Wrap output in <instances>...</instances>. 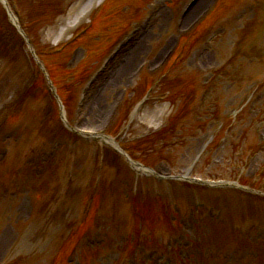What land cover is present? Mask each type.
Segmentation results:
<instances>
[{
  "label": "rangeland",
  "instance_id": "1",
  "mask_svg": "<svg viewBox=\"0 0 264 264\" xmlns=\"http://www.w3.org/2000/svg\"><path fill=\"white\" fill-rule=\"evenodd\" d=\"M16 1L26 28L34 38L36 47L43 51L63 97L69 95L72 101L83 76L94 68L95 62L118 32L125 28L126 23L130 27L142 14L149 16V25L139 37V34L136 35V43L129 49L144 46L145 50L140 57L131 67L124 69L128 55L126 61L121 60L122 62L119 56L114 63L116 71L111 66L112 70H107L110 73L100 77L90 91L89 103L99 104L102 98L105 101L102 104V119L97 120L98 122L89 121L93 114L90 106H87L88 112L87 109L84 110L73 120L85 130L108 129L114 137L122 135L123 143L128 144L136 159L145 166H154L162 174L190 169L195 155L206 147L201 164L193 171L194 175L220 179L249 176L258 186L264 184V150L252 157L245 152V141L242 148L236 147L237 150L233 152L228 150L226 144L231 142L228 139L240 137L244 129L264 140V110L260 108L264 107V87L229 131V125L226 124L241 101L248 99L251 87L256 83L255 77H262L264 74V62L255 65V59H248L250 56H247L253 52L259 55V46L264 49V23L256 28L251 37L252 50L247 48L250 39L245 37L246 40L241 41V51L245 56L233 61V67L228 70L227 75L218 74L215 77L217 86L208 89L205 87L199 93L188 116L183 120L180 115L172 130L166 133L165 139L160 140L153 133L159 125L173 117L172 114L177 112L182 103L181 100L170 103L161 99L172 96L178 90L184 91L188 79L205 85L203 82L212 77L215 69L230 56V44L232 51L234 41V47L238 46L237 38L240 34L236 33L244 20L253 14L251 0H242L236 6L237 0H204L186 20L180 32L176 31L173 23L174 10L183 0H107L94 11L97 18L93 20L94 25L89 34L71 46L63 44L68 39V34L70 37L86 21L69 28L66 33L62 32L61 36L57 31L65 21L62 13L72 8L74 10L75 3L79 0ZM257 1L261 7L264 6V0ZM71 3L73 4L69 8ZM209 10L211 14L207 17ZM220 13H224L222 21L215 22L212 27L210 19L218 20ZM205 15L206 20L202 26L192 31L191 28ZM109 23L113 26L108 29L106 26L109 27ZM4 24L0 8V41L7 43L5 47L0 44V122L9 113L10 107L12 112L8 123L0 128V264H63L62 260L66 264H80L77 255L68 256L73 245H76L75 250L80 252V256L81 248L88 251L89 264H111V258H117L119 242L126 241L129 237L124 238L127 230L122 226L119 212L124 206L131 205L128 200L133 199L130 196L133 191H137L138 206L150 198L151 206H157L158 212L168 214L171 207L176 212L182 211L184 228L178 232L180 234L176 236L177 240H182V235L186 237V233L190 234L194 225H210L216 229L226 225L222 229L225 230L222 231L226 235L225 240L220 239L219 242L240 249L234 264H264V248L255 242V235L248 234L250 223L237 220L229 223L230 213L235 216L238 214L239 219L245 221V215L239 212L245 211L244 206L239 205L240 194L218 192L214 188H206L201 192L188 191L187 187L175 184V181L146 177L134 171L123 158L115 164L107 158L103 162L106 148L99 141L92 138L75 140L62 134L60 123H54L58 107H51V100L42 89V92L25 98V88L33 83L37 71L25 49L13 36V30ZM204 31L206 37H201ZM184 32L188 33L180 38L182 50L178 56L176 52L165 69L160 71L163 73L155 75L156 87L143 112L141 111V119L132 121L128 127L127 120L123 122L119 118L116 121L117 105L123 96L127 97V104L120 111L125 113L142 96L148 81L146 76L150 75L145 70L154 71L159 68L166 52L176 47ZM184 56L186 57L182 60ZM140 63L144 66L133 74ZM183 68L196 70L203 77L199 79V75L186 76L181 83L179 78L189 73L185 74ZM118 71L121 72V80H117L119 82L112 87L114 83L110 79ZM165 78H171L174 82L163 85ZM262 79L258 80L259 83ZM21 97L22 101L16 105L15 101ZM219 104L220 107L217 108ZM215 112L219 118L215 116ZM223 135L227 140L216 145ZM211 139H215L214 143L210 142ZM111 151L107 150L108 153ZM54 158L58 161L57 169L55 167L56 178L49 173ZM100 176L104 177V184L100 186V191L103 192L98 198L96 194L91 199L94 179ZM68 184L73 185V190L61 191L66 190ZM58 189V193L66 200L64 204L61 202L55 222L41 232L37 229V222H32L37 213V203L43 204ZM119 192L121 198L116 199ZM108 194L117 200L114 205L104 201ZM127 195L130 198H126ZM165 201L169 202L167 208L166 203L163 204ZM261 231L264 232V228ZM158 234L162 239L167 233L158 230ZM100 237H111V243L106 247H103L104 244L99 245L97 239ZM166 244L170 247L176 245L169 240ZM227 246L221 247L222 255L228 251ZM97 249L99 254L93 255ZM160 251L162 249L158 250ZM143 252L144 256L154 253Z\"/></svg>",
  "mask_w": 264,
  "mask_h": 264
},
{
  "label": "bare ground",
  "instance_id": "2",
  "mask_svg": "<svg viewBox=\"0 0 264 264\" xmlns=\"http://www.w3.org/2000/svg\"><path fill=\"white\" fill-rule=\"evenodd\" d=\"M203 1L204 0H200V2L197 4V6L194 9H196L199 5H201V2H203ZM144 37H142L141 41L143 40ZM137 47L138 46H135L134 49L130 51V53L128 55V60H127L126 64L124 65V69H127V68L131 67L136 62V60L140 57V55L143 53V51L145 50L144 46H141L139 48H137ZM120 75H121V72L118 71V73L114 76V78L112 77L110 79V81L112 83H114L112 87H114V85L117 84L121 80L120 79ZM117 80H119V81L117 82ZM100 100L101 101H100L99 104H97V102L92 104L91 113L93 115L88 119L89 121L98 122L100 119H102V113H103L102 104H105V101L103 100V98L100 99Z\"/></svg>",
  "mask_w": 264,
  "mask_h": 264
}]
</instances>
